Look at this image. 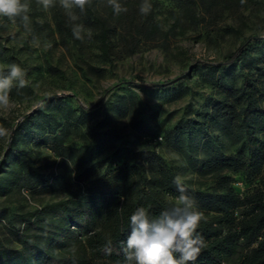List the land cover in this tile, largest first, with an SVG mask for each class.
<instances>
[{"label": "trees", "instance_id": "16d2710c", "mask_svg": "<svg viewBox=\"0 0 264 264\" xmlns=\"http://www.w3.org/2000/svg\"><path fill=\"white\" fill-rule=\"evenodd\" d=\"M99 1L92 0L83 13L77 9V15L80 16L78 22L92 31V39L97 40L98 48L105 54L110 34L119 26L132 27L137 34H143L145 29L150 32L157 29L151 15L140 14V2L129 5L127 0H120L124 7L128 6V11L117 16L109 6L106 13L99 12ZM52 10L59 32L70 35L66 14L54 7ZM251 39L247 38L227 53L223 62L205 65V70L200 71L201 78L216 88L220 97L211 100L205 112L177 120L159 136L170 148L187 146L197 151L199 145L191 142L210 126H217L223 136L239 144L237 151L227 154L219 152L211 140L205 139L201 142L206 150L202 157L184 151L188 168L215 180L209 191L193 188L190 181L185 182L188 194L196 199L205 215L198 231L207 246L195 264H264V44L252 53ZM4 59L0 45V61ZM237 61H245L246 73L234 71ZM226 64L231 65V70L225 71ZM170 83L147 86L167 87ZM28 91L27 87L19 90L13 87L10 95L19 99ZM181 93H185V89ZM46 100L50 108L56 110L51 112L53 117L58 111L65 113L63 120L56 124L62 135L53 134L44 140L51 143L70 172L60 185L67 196L45 202L33 210H21L10 219L0 209V219L5 220L10 236L21 245L20 249H3L0 244V264H117L123 259L122 242L129 233V216L139 206L149 208L153 215L159 214L168 201L165 196L178 195L173 178L180 169L167 164L154 152L139 150L131 152L128 160L137 156L144 158L149 172H145L144 164L129 161L100 171V146L110 139L111 131L81 132L85 138L92 137L95 144L68 145L65 133L69 125L76 129L86 125L91 112L83 107L73 109L58 97ZM132 105V98L120 95L109 108L126 115ZM30 118L27 116L13 129L6 155L13 154L15 162L8 170L0 172L1 196L15 190L38 191L47 183L35 164L34 153L15 146L16 138L43 139L41 133L31 129ZM2 121L0 116V123ZM131 124L139 132L153 133L141 119H133ZM213 138L219 142L218 135ZM217 145L220 147L219 143ZM236 172L256 179L253 187L236 191L230 184L229 174ZM107 238L113 241L110 256L101 251Z\"/></svg>", "mask_w": 264, "mask_h": 264}, {"label": "rangeland", "instance_id": "374dc122", "mask_svg": "<svg viewBox=\"0 0 264 264\" xmlns=\"http://www.w3.org/2000/svg\"><path fill=\"white\" fill-rule=\"evenodd\" d=\"M31 5L29 12L31 27L38 37V43L31 42L18 22L5 21L7 27H0V45L5 59L0 69L17 63L26 68L29 91L16 99L10 95L7 107L0 106V125L9 129V136L0 138V172L8 170L15 162L14 155L7 156L14 127L30 116L31 129L42 134L40 141L28 136L16 138L17 148L30 150L36 156L45 186L38 191H12L0 195V209L10 219L21 210H33L45 202L67 196L60 188L70 173L67 166L56 155L51 143L45 138L61 134L56 124L63 120L64 112L56 117L46 99L61 98L73 109L83 107L91 112L86 125L76 129L69 125L65 143L75 146L95 144L89 135L81 132L93 130L97 133L111 131L110 139L100 146L98 159L104 169H110L129 161L131 152L147 150L161 156L169 165L180 169L179 174L190 181L193 188L212 190L215 180L210 175H199L187 167L184 151L202 157L205 148L203 140H211L221 153H234L239 144L232 143L220 133L217 126H210L203 135L191 144H198L197 151L170 148L163 137L164 130L179 119L195 117L207 110L211 100L220 97L216 88L207 84L200 75L205 65L225 60L227 53L235 50L247 38H252V53L264 44V0H149L152 5L149 15L157 24L155 31L144 30L137 34L132 27L119 26L110 34L107 54L98 48L97 40H76L59 32L53 10L43 9L37 0H25ZM55 7L65 13L55 0ZM143 0H127L136 5ZM107 0L98 2V11L107 12ZM128 8V6H127ZM133 34V35H131ZM235 72H247L245 61L234 63ZM231 70L226 64L225 71ZM171 82L167 87L150 88L151 83ZM185 89V93L181 91ZM132 98L133 105L126 115H120L109 108L118 96ZM133 119L143 120L152 134L139 132L132 127ZM219 136V144L213 136ZM129 162L144 164L139 156ZM73 174V172H71ZM231 186L239 192L253 187L256 179L245 178L243 174L229 173ZM170 199V196H165ZM15 226H18L16 224ZM0 244L3 249H20L0 219Z\"/></svg>", "mask_w": 264, "mask_h": 264}, {"label": "clouds", "instance_id": "9594fccd", "mask_svg": "<svg viewBox=\"0 0 264 264\" xmlns=\"http://www.w3.org/2000/svg\"><path fill=\"white\" fill-rule=\"evenodd\" d=\"M64 9L71 32L76 40L92 39V31L79 23L77 9L83 13L86 6L90 7L92 0H59ZM43 9L55 7V0H37ZM243 3V0H242ZM114 15L126 13L120 0H107ZM152 5L149 0H143L139 6L141 15H148ZM31 5L25 0H0V27H7L5 21L23 26L31 35V42L38 43V37L31 27L29 12ZM26 68L17 63H11L7 70H0V106L7 107L10 102V92L13 87L18 90L28 86ZM9 136V129L0 125V138ZM178 195L170 197L159 214L153 215L149 208L136 207L129 216V233L123 241V259L117 264H195L202 251L206 248L205 238L198 229L205 219L196 199L188 194L185 179L177 174L173 178ZM101 251L105 256L113 252V241L107 238Z\"/></svg>", "mask_w": 264, "mask_h": 264}]
</instances>
